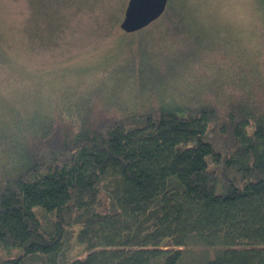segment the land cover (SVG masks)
<instances>
[{
	"label": "trees",
	"instance_id": "obj_1",
	"mask_svg": "<svg viewBox=\"0 0 264 264\" xmlns=\"http://www.w3.org/2000/svg\"><path fill=\"white\" fill-rule=\"evenodd\" d=\"M196 4L155 21L168 55L139 45L128 113L25 76L0 87V250L17 251L0 264H264V79L185 77L221 41ZM18 69L0 39V77Z\"/></svg>",
	"mask_w": 264,
	"mask_h": 264
},
{
	"label": "rangeland",
	"instance_id": "obj_2",
	"mask_svg": "<svg viewBox=\"0 0 264 264\" xmlns=\"http://www.w3.org/2000/svg\"><path fill=\"white\" fill-rule=\"evenodd\" d=\"M128 1L0 0V39L19 65L11 73L13 77H0V87L11 91V85L19 86L25 76L29 80L25 90L28 93L40 88L44 98L43 92L53 87L76 97L95 98L99 112H103L102 102L108 99L117 101L111 110L119 108L120 102L130 112L133 90L130 83L122 82L125 68L139 63L140 44L158 58V51L168 55L167 41L173 40L176 33L160 31L158 22L139 34L125 33L120 24ZM196 2L197 18L209 25L212 35L221 41L211 49L198 51L196 63L201 64L194 65L185 77L198 79L211 73L209 66L219 69L225 65L234 86L244 74L248 79L256 75L264 79V29L253 1ZM227 85L228 91L236 93L233 85ZM75 230L77 226L72 233ZM78 250L74 245L71 253ZM16 253L0 250V257Z\"/></svg>",
	"mask_w": 264,
	"mask_h": 264
},
{
	"label": "water",
	"instance_id": "obj_3",
	"mask_svg": "<svg viewBox=\"0 0 264 264\" xmlns=\"http://www.w3.org/2000/svg\"><path fill=\"white\" fill-rule=\"evenodd\" d=\"M169 0H129L120 28L127 34L141 31L158 20Z\"/></svg>",
	"mask_w": 264,
	"mask_h": 264
}]
</instances>
